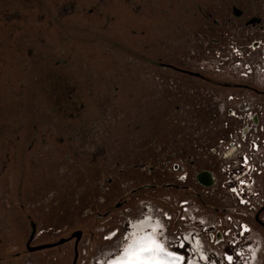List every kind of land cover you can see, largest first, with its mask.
Wrapping results in <instances>:
<instances>
[{"label":"rangeland","instance_id":"obj_1","mask_svg":"<svg viewBox=\"0 0 264 264\" xmlns=\"http://www.w3.org/2000/svg\"><path fill=\"white\" fill-rule=\"evenodd\" d=\"M263 3L0 0V264H80L85 238L121 239L141 199L195 194L162 169L207 166L222 133L213 97L233 89L209 64L214 29ZM251 237L264 264V225ZM205 239L210 257L230 251Z\"/></svg>","mask_w":264,"mask_h":264},{"label":"built area","instance_id":"obj_2","mask_svg":"<svg viewBox=\"0 0 264 264\" xmlns=\"http://www.w3.org/2000/svg\"><path fill=\"white\" fill-rule=\"evenodd\" d=\"M230 11L233 16H228L226 30L214 29L209 63L215 74L233 85L213 97L222 133L206 148L210 157L206 167L198 169L195 160L186 156L168 159L162 169L175 174L180 184L176 188L190 190V180L198 187L196 193L184 198L162 195L160 202L149 195L138 202V217H126L124 222L142 218L160 222L156 233L165 249L181 259L180 264H257L261 248L251 236L253 222L264 225V3L257 14L245 15L242 21L245 12L240 7ZM205 66L208 61L200 68ZM110 231L104 241L114 237L117 229ZM132 234L125 228L121 239L101 247L85 238L75 262L80 257L79 263L86 264L94 251L99 253L96 264H107ZM205 235L215 245L226 241L230 251L210 257Z\"/></svg>","mask_w":264,"mask_h":264},{"label":"flooded vegetation","instance_id":"obj_3","mask_svg":"<svg viewBox=\"0 0 264 264\" xmlns=\"http://www.w3.org/2000/svg\"><path fill=\"white\" fill-rule=\"evenodd\" d=\"M183 71L190 75L199 76V73L197 72ZM159 223L160 222L153 220L150 221L149 219L132 221L128 230H131L133 234L129 237L128 241L125 242L123 249L112 255V260H110L107 264H122V262L129 259V253L139 251L143 248L155 250L154 253H149V256L152 257L154 261V264H180L181 259L165 249L162 239L159 237V234L156 233V229L159 228ZM80 238L81 234L77 240L78 242ZM65 240L67 239H63V242H65ZM189 264L196 263L194 261H190Z\"/></svg>","mask_w":264,"mask_h":264},{"label":"snow or ice","instance_id":"obj_4","mask_svg":"<svg viewBox=\"0 0 264 264\" xmlns=\"http://www.w3.org/2000/svg\"><path fill=\"white\" fill-rule=\"evenodd\" d=\"M154 249L143 248L139 251L129 253V259L122 262V264H154L152 257L149 253H154Z\"/></svg>","mask_w":264,"mask_h":264},{"label":"water","instance_id":"obj_5","mask_svg":"<svg viewBox=\"0 0 264 264\" xmlns=\"http://www.w3.org/2000/svg\"><path fill=\"white\" fill-rule=\"evenodd\" d=\"M202 175L205 177L204 174H202ZM203 181H204L205 183H207V178L205 177V180H203ZM80 234H81L80 231H77V232L74 233V236L76 237L77 240H78V238L80 237ZM61 242H63V239L60 240L59 243H61ZM47 245H50V244H47ZM47 245H43V246H40V247H44V246H47ZM35 248H37V247H29V246H28V249H29V250H32V249H35Z\"/></svg>","mask_w":264,"mask_h":264},{"label":"bare ground","instance_id":"obj_6","mask_svg":"<svg viewBox=\"0 0 264 264\" xmlns=\"http://www.w3.org/2000/svg\"><path fill=\"white\" fill-rule=\"evenodd\" d=\"M139 220H145V218H142V219H139ZM154 221H155V220H154ZM129 226H130V225H129ZM129 228H130V227H129ZM129 228H128V229H129ZM194 262H195V261H194ZM195 263H196V262H195ZM196 264H198V263H196Z\"/></svg>","mask_w":264,"mask_h":264},{"label":"crops","instance_id":"obj_7","mask_svg":"<svg viewBox=\"0 0 264 264\" xmlns=\"http://www.w3.org/2000/svg\"><path fill=\"white\" fill-rule=\"evenodd\" d=\"M261 6V4H259L258 6H256V8H259Z\"/></svg>","mask_w":264,"mask_h":264}]
</instances>
